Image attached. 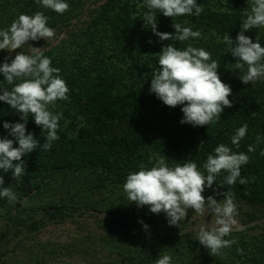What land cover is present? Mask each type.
<instances>
[{"label":"trees","instance_id":"16d2710c","mask_svg":"<svg viewBox=\"0 0 264 264\" xmlns=\"http://www.w3.org/2000/svg\"><path fill=\"white\" fill-rule=\"evenodd\" d=\"M88 1L96 5L89 21L80 29H67L65 39L42 50L69 88L67 101L50 106L54 114L62 113L59 140L48 151L38 148L22 157L26 170L18 182L11 171L0 170L3 186L11 187L18 197L16 203L0 198V264H57L46 256L56 250L43 243H37L44 251L34 258L19 259L16 254L29 252L24 240L38 234L45 223L63 222L91 211L110 217L104 227L108 236H102L101 241L116 258L100 264H155L163 254L172 257L171 264H264V237L231 232L225 239L236 243L223 249L221 255L211 256L197 235L182 232L181 222L179 227L171 226L170 232H156L163 212L153 214L147 206L137 207L123 191L130 173L139 171L140 165L150 169L162 156L169 167L190 161L204 172L207 156L225 144L249 156V162L241 166V178H248L249 183L240 185L238 179L229 186L223 183L227 173L222 172L203 194L234 193L237 210L243 206L248 209L245 224L264 216V156L260 155L264 151V80L242 83L239 77L246 67H234L237 58L223 42L225 34L235 41L245 19L241 12L250 9L251 0H196L203 7L200 16L169 18L157 11V31L161 33L174 35L173 23L201 32L199 39L183 42L160 41L150 26L144 25L148 9L139 7L144 0H65L69 10L64 14L43 8L36 0H0V30L9 28L19 15L38 11L48 17L50 28H69ZM245 35L253 43L259 36L264 47V28L248 30ZM169 44L179 50L189 45L203 48L219 64L218 75L231 87L232 107L225 108L217 122L202 127L181 124L183 106L170 108L150 93L158 55ZM8 58L11 63L15 55ZM12 87L0 73V89ZM4 122L23 123L18 113L0 101V139L14 140L3 128ZM245 124L248 131L237 148L231 138ZM28 133L39 145L46 142V133L42 134L33 117L26 124ZM257 135L262 137L259 144ZM249 145L256 151L248 152ZM14 147L18 142L14 141ZM74 247L76 253L91 254L89 247Z\"/></svg>","mask_w":264,"mask_h":264},{"label":"clouds","instance_id":"9594fccd","mask_svg":"<svg viewBox=\"0 0 264 264\" xmlns=\"http://www.w3.org/2000/svg\"><path fill=\"white\" fill-rule=\"evenodd\" d=\"M43 8L64 14L69 10L65 0H36ZM139 7H146L143 23L151 28L152 33L160 41H186L190 38L199 39L200 31H193L191 27L173 23L175 34L157 31L156 12L164 17H180L186 15L200 16L202 5L196 0H144ZM245 19L235 41L225 34L223 42L228 52L237 62L236 69H245L239 77L242 83H255L264 80V47L261 46L259 36L253 43L245 32L252 29L264 28V0H251L250 9L241 12ZM148 28V27H147ZM55 36V30L48 26V17L43 12L33 15L21 14L9 28L0 30V51L14 52L21 49L29 41L48 40ZM152 43V41H149ZM31 47V46H30ZM32 54L20 51L15 58L8 62V57L0 66V73L4 81L13 85L11 90L0 89V101L8 104L20 115L23 123L4 122L3 128L8 130L9 136L0 139V170L5 173L11 171L12 178L18 182L25 174L26 165L22 160L26 154L40 148L48 151L57 135L62 113H53L57 101H67L69 88L60 77L58 68L52 67L50 58L43 55L41 48L31 47ZM158 67L152 73L150 93L164 105L175 108L182 105L183 119L181 124L202 127L217 122L225 108L232 107L229 100L231 87L222 82L218 75L219 64L211 60V53L203 48L191 45L179 50L174 44L162 47ZM211 61V62H210ZM19 81V82H17ZM29 117H33L35 124L42 127V134L46 133V142L41 146L31 133L26 134V124ZM248 131L247 124L238 128L231 138V144L237 148ZM262 137L257 135L259 144ZM14 141L18 147H14ZM248 152H255L256 148L249 145ZM264 156V151L260 152ZM249 156L243 152H234L225 144L218 145L214 154L207 156L203 164L204 174L195 162L177 164L174 168L166 164V157L162 156L155 165L147 169L140 165V170L130 173L123 184L126 198L137 207L147 206L153 214L163 212L168 225L180 226L188 214V210L204 215L205 212L215 217L214 225L209 229L201 227L197 233L200 245L205 247L211 256L221 255L223 249L235 244V240L225 239L236 229L238 206L234 193L231 191L216 192L215 195H202L206 188L211 189L216 177L226 172L223 183L233 186L239 179L240 185L249 183L248 178H241V166L249 162ZM17 162V163H14ZM4 177L0 176V198H7L9 203L18 202V197L11 187H4ZM216 196H223L219 202ZM27 204V200H24ZM143 223L142 221H139ZM144 230L148 226L144 225ZM242 252V250L238 249ZM172 257L167 254L156 259L155 264H171Z\"/></svg>","mask_w":264,"mask_h":264},{"label":"rangeland","instance_id":"374dc122","mask_svg":"<svg viewBox=\"0 0 264 264\" xmlns=\"http://www.w3.org/2000/svg\"><path fill=\"white\" fill-rule=\"evenodd\" d=\"M96 7L91 1H88L81 12L78 19H74L72 25L69 28H61L55 30V36L48 39H40L38 41H29L21 49H17L14 52L0 51V60L6 57H11L18 54L20 51L32 53L31 47L41 48L42 50L50 48L58 44L62 39L67 36V29L76 30L82 28L86 22L89 21L92 10ZM31 46V47H30ZM204 195V194H202ZM205 199L208 196L204 195ZM98 195H94L93 198H98ZM219 202V200L217 199ZM248 211L246 207H241L238 210V216L236 217L237 225L236 229L232 232L246 231L249 235H256L264 237V216L245 224L243 222L245 213ZM110 218L109 215L103 212H85L82 214H76L74 217L68 218L63 222H47L40 229L39 233L34 237H28L24 240V245L29 252H19L16 256L19 259L29 260L34 258L43 251L37 247V243H43L47 249H55L54 253H46L49 262L57 264H65L70 262L72 264H100L109 260H114L116 257L109 253V250L105 247V244L101 241V237H107L108 234L105 227V221ZM183 223L184 233H191L197 235L201 227L211 228L215 223V217L205 212L204 215L194 213V210L189 209L188 214ZM170 226L167 223L165 214L161 215L158 224L156 225V232L165 233L170 232ZM114 231V230H113ZM75 245L89 247L91 254L86 256L75 252ZM73 246V247H72ZM93 249H95L93 251Z\"/></svg>","mask_w":264,"mask_h":264}]
</instances>
